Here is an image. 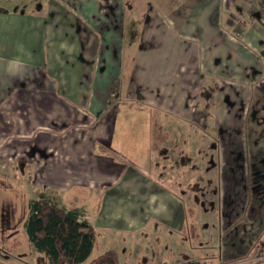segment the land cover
<instances>
[{
    "label": "crops",
    "instance_id": "0c3cea01",
    "mask_svg": "<svg viewBox=\"0 0 264 264\" xmlns=\"http://www.w3.org/2000/svg\"><path fill=\"white\" fill-rule=\"evenodd\" d=\"M0 8V184L30 188L28 202L77 211L96 236L140 234L153 222L175 228L180 202L150 181L148 156L144 169L121 148V107L147 152L160 154L165 143L156 151L151 142L169 140L164 125L193 124L189 108L203 102L214 126L224 124L227 156L240 142L241 155L264 158L259 0H0ZM190 61L210 84L170 75L174 62L181 70ZM218 81L240 86L219 123ZM245 176L246 185L250 164Z\"/></svg>",
    "mask_w": 264,
    "mask_h": 264
},
{
    "label": "rangeland",
    "instance_id": "374dc122",
    "mask_svg": "<svg viewBox=\"0 0 264 264\" xmlns=\"http://www.w3.org/2000/svg\"><path fill=\"white\" fill-rule=\"evenodd\" d=\"M184 63L180 70L174 62L170 75L193 82V87L199 81L210 84L194 69V61ZM218 84L212 106H218L215 112L219 123L225 120V113L231 112L233 104L229 98L237 100L240 86L220 81ZM254 90L248 96L256 104ZM201 105L193 103L189 108L193 124L170 121L164 125L172 135L169 140L151 142L156 151L159 144L165 143L159 146L160 154L151 153L149 146L146 151V143L139 139L142 130L135 124L129 125L127 119L134 117L129 116L126 108H120L115 134L124 136L121 145L124 154L144 169L141 163L148 156L150 181L162 193L178 200L182 213L175 228L153 222L147 232L140 234L97 235L85 264H264V158H260L262 153L256 149H250L247 156L241 155L240 142L234 157L227 156L229 142L223 136L224 124L215 127L214 109L205 111ZM248 128L255 133L253 125ZM257 159L260 162L255 163ZM249 164V183L245 185ZM231 166L233 173L228 170ZM13 184H0V264H48L42 255L31 250L23 228L25 220H21L27 211V197H33L32 190H22ZM8 212H12L9 221L5 218Z\"/></svg>",
    "mask_w": 264,
    "mask_h": 264
},
{
    "label": "trees",
    "instance_id": "16d2710c",
    "mask_svg": "<svg viewBox=\"0 0 264 264\" xmlns=\"http://www.w3.org/2000/svg\"><path fill=\"white\" fill-rule=\"evenodd\" d=\"M4 12L0 8V15ZM204 93L207 103L212 91ZM23 228L32 251L42 255L48 264H85L96 241L95 229L77 211L59 208L43 198L27 203Z\"/></svg>",
    "mask_w": 264,
    "mask_h": 264
},
{
    "label": "built area",
    "instance_id": "2783aa9c",
    "mask_svg": "<svg viewBox=\"0 0 264 264\" xmlns=\"http://www.w3.org/2000/svg\"><path fill=\"white\" fill-rule=\"evenodd\" d=\"M259 1H260L261 5L264 6V0H259Z\"/></svg>",
    "mask_w": 264,
    "mask_h": 264
}]
</instances>
